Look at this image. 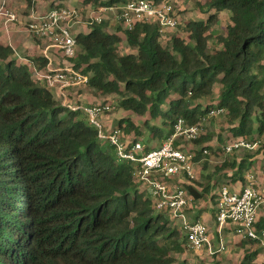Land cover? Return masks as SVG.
I'll use <instances>...</instances> for the list:
<instances>
[{
	"label": "trees",
	"instance_id": "obj_1",
	"mask_svg": "<svg viewBox=\"0 0 264 264\" xmlns=\"http://www.w3.org/2000/svg\"><path fill=\"white\" fill-rule=\"evenodd\" d=\"M23 1L31 7L34 0ZM127 1L84 0L100 7ZM196 5L207 17L186 22L185 38L170 36L163 45L171 31L161 38L156 24L138 22L131 31L119 26L108 33L102 21L76 36L77 53L64 63L88 76L87 86L97 95H117L121 109L148 113L170 127L164 136L151 126L152 137L166 140L177 119L198 126L211 109H222L233 140L260 141L256 150L264 173V0ZM223 12L229 23L215 38L219 48L209 51L210 28ZM33 39L39 46L41 40ZM123 40L134 53L119 54ZM13 55L0 42V264H26L38 255L44 264H177L174 255L183 252L185 238L155 212L134 182L133 167L109 154L112 146L101 148L81 111L61 106L43 82L33 79L29 65L42 71L46 58L29 56L28 65ZM215 85L217 106L189 105L209 98ZM114 128L126 137L140 135L129 119H119ZM203 149L209 150L201 148L195 162ZM250 163L223 164L217 172L224 175L229 167L234 172L226 174L227 185L244 188L241 173ZM206 179L202 188L182 185L194 204L207 195L216 203L217 182L209 175ZM256 227L264 228V218ZM259 255V250L244 249L239 264H257Z\"/></svg>",
	"mask_w": 264,
	"mask_h": 264
},
{
	"label": "built area",
	"instance_id": "obj_2",
	"mask_svg": "<svg viewBox=\"0 0 264 264\" xmlns=\"http://www.w3.org/2000/svg\"><path fill=\"white\" fill-rule=\"evenodd\" d=\"M103 10L115 11L116 23L125 31H131L138 22L156 24L159 35L164 38L165 32L174 31L180 26L173 0H129ZM0 19L11 24L19 21L18 15L5 2L0 4ZM100 22L102 17L94 14L85 24L91 26ZM25 24L26 32L31 37L44 42L42 56L47 60L51 50L58 53L63 60L75 57L78 48L76 36L82 33L81 30L77 32V28L84 24L76 9L55 6L45 12L32 10ZM29 68L33 79L43 82L56 96L61 106L71 111L79 110L85 115L88 124L96 129L99 141L114 148L119 162L128 163L133 167L134 182L139 186V190L150 198L155 212L172 217L181 223L177 228L185 238V248L198 254L204 250L212 254L209 228L199 219H187V212L193 208L194 199L182 186L183 183L176 181L195 180L197 153L187 151L182 144L175 146V143H179V140L183 142L197 140L200 137V125L189 126L179 118L173 125L171 136L159 147L145 151L144 145L139 141L125 140L120 129L110 128L105 131L101 116L114 109L111 104L106 102L88 106L70 104L69 92L86 87L88 76L67 63L53 67L50 60L42 71H37L30 65ZM221 114H224L222 109H211L207 113L209 117ZM259 145L260 141L237 139L221 146V150L224 155H230L240 150L254 151ZM200 154L201 158H205L209 155V150L203 149ZM246 178L247 185L238 192L225 184L217 191L215 222L220 241L213 254L224 252L225 244L221 240V235L226 228H230L241 241H250L264 247V228L256 227L258 212L264 207V189H259L255 185L252 175ZM170 225L174 227L172 223Z\"/></svg>",
	"mask_w": 264,
	"mask_h": 264
},
{
	"label": "rangeland",
	"instance_id": "obj_3",
	"mask_svg": "<svg viewBox=\"0 0 264 264\" xmlns=\"http://www.w3.org/2000/svg\"><path fill=\"white\" fill-rule=\"evenodd\" d=\"M44 1L49 0H38L36 2L33 1V5L31 7H28L27 4L23 0H0V4L5 2L11 10H13L19 18V21L11 24V23H5L6 29H8V25H12L11 28H15L17 31V34L22 35L23 39L27 38V40L31 41L32 43H35L33 37H31L26 32V20L28 15L31 13V10L36 11L38 9H41L39 4L44 3ZM84 0H78L79 6L76 7V10L80 13L81 16V22L84 24L79 25L77 28V32L81 29H85L84 27H88L89 25L85 24L88 23L91 15H100L102 17V21L107 24L106 28L104 29L105 32L108 33H115L117 32L118 28H120L115 22V14L113 11L110 10H103L106 7H100L97 4L91 3L87 6V4L83 5L82 2ZM206 0H173V5L175 10L177 11L179 21H180V27L177 30L171 31L167 38L165 37L164 40L161 42L163 45L168 44L167 40L170 36H179L181 38L186 37V32H184L183 26L188 21H201L206 20L207 15H203L199 9L197 8V2L199 4L203 5ZM53 3H55L53 1ZM65 5H75L74 0H68V3H65ZM53 6H49V8H52ZM48 8V9H49ZM1 21V20H0ZM229 23V14L226 12H223L220 14L218 21L211 26L209 34H210V40L208 42V48L209 51H213L219 48V45L216 43V36L219 34L224 33L225 26ZM87 25V26H85ZM22 39V38H21ZM43 44L44 42L41 41ZM40 43V44H41ZM8 45V44H7ZM45 45V44H44ZM119 48V54L124 55L127 53H134L135 50L128 47L125 40L118 46ZM78 50V48H77ZM30 55L25 56L24 60H18L15 55H13V58L16 59L18 63L28 64L27 58H29ZM63 58L60 57V61H62ZM59 61V62H60ZM61 66V65H59ZM72 92H75V97H72V103L76 97L82 96L85 98L86 103L82 101H77L76 105H96L100 103H110L114 109L111 110L108 113H105L101 116V123L104 126L105 131H108L110 128H114L116 126V123L119 119H129L133 122V124L137 127V129L140 132V135H134L130 134L129 136H125V140L133 141L134 139H137L142 145L149 146L150 148L154 149L159 147L164 141L166 136V133L169 132L170 127L168 125H163L162 120L160 118L158 119H151L150 115L148 113L145 114H136L132 111H125L121 109L118 104L120 101V97L117 95H108L105 97L99 96L96 93H94L93 90H91L88 86L80 88V89H74ZM219 86L215 85L212 95L209 98H204L200 100L190 101L189 105L191 107L199 106L203 110L206 108H212L217 106L218 100H219ZM54 95V94H53ZM56 99V96H54ZM175 98L176 96L173 95ZM71 98V97H70ZM71 104V103H70ZM166 106H164V109ZM83 119L86 123H88L87 118L85 115H83ZM200 125V142H183L179 140V144H182L184 148L189 152H196L197 155L199 154V150L204 147L209 148V155L205 158H199L195 162V180L193 181V184L195 186H200L201 188L207 183V179L205 176H210L209 181H212L215 179L217 182V188L223 185L224 183H228L229 179L226 176V174H233V170H231L229 167H227L224 171L225 174L222 175L221 172L218 169L223 164H231L232 162H235L236 164L240 163L241 160H246V165L248 162H251L249 164L248 169L242 171V175L244 177V182L242 186L247 185V178L246 176L252 175L253 176V182L256 186H262L264 185V173L262 170L263 166V160L262 157L257 153V150L254 151H247V150H240L237 152H234L230 155H224L221 146L226 145L230 141H234L235 139L231 132H230V125L226 119V116L224 114L221 115H215L213 117H209L206 114V117L199 123ZM153 126L155 128L162 129V134L164 135L162 137L159 135H156L155 137H152L150 127ZM239 139V138H237ZM241 139V138H240ZM243 139V138H242ZM101 148L104 150L109 151V145L105 142H100ZM109 154H111L114 158H116V152L113 150L109 151ZM196 159V158H195ZM206 165L204 168L203 166ZM197 176V177H196ZM211 183V182H210ZM242 183V182H241ZM234 184V183H233ZM260 184V185H258ZM239 185V184H237ZM198 187V188H200ZM241 187V186H240ZM216 190V189H215ZM218 191V190H217ZM215 192V191H214ZM87 202L92 204V199L88 198ZM92 202V203H91ZM215 201L211 200L209 195H207L204 199L199 200L196 202L192 209L188 210L187 213V219H193L195 218V214H190V212H199V214H206L207 221L205 222L206 225H209V239L211 241V247H212V254L208 252V250H204L202 253H194L190 250H187L184 248L183 252L181 254L174 255L175 257V263L177 264H239L240 260L243 256V250H259L260 255L257 260V264H264V248L260 247L259 245H254L253 243H247L242 244L241 240H235L233 238L234 235L229 234L230 231L226 230L225 232H222V238L221 240L225 244V250L222 253H216L213 254L218 246V243L220 241L219 234L217 231V225L215 222L214 217V209H215ZM157 213V212H156ZM205 216V215H204ZM203 216V217H204ZM170 223L174 225V227L181 225L177 220L172 219V217L165 216ZM198 219V218H196ZM236 237V235L234 236ZM237 238V237H236ZM245 243V242H244ZM250 248H248V247ZM65 257V256H64ZM63 257V258H64ZM63 258H60V260H63ZM26 264H44L43 256H36L34 260H27ZM60 264H63V261H60Z\"/></svg>",
	"mask_w": 264,
	"mask_h": 264
},
{
	"label": "crops",
	"instance_id": "obj_4",
	"mask_svg": "<svg viewBox=\"0 0 264 264\" xmlns=\"http://www.w3.org/2000/svg\"><path fill=\"white\" fill-rule=\"evenodd\" d=\"M36 1H38V0H34V2H36ZM53 1L55 2V3H53ZM75 1V5H65V3H68V0H49V1H44V3H42V4H39L41 7V9H38V10H36V11H38V12H45V11H47V10H49V9H51V8H49V6H53V7H55V6H59V7H69V8H74V9H76V7L77 6H79V4H78V0H74ZM91 3H93V2H88V3H85L84 1L82 2V4L83 5H85V4H87V6L88 5H90ZM52 7V8H53ZM49 8V9H48ZM33 10V9H32ZM31 10V11H32ZM78 11V10H77ZM1 20V19H0ZM116 23V22H115ZM117 24V23H116ZM118 25V24H117ZM12 26V25H11ZM11 26L10 25H8V29H6L5 27H6V25H5V23H4V20H1L0 21V42H2V43H4V44H8L12 49H13V51H14V55H15V57L18 59V60H24V57L25 56H28V55H30V56H33V55H43L42 53H43V50H44V43L43 44H40L39 46L38 45H36V43H32L31 41H29V40H27V38H25V39H23V37H22V35H20V34H17V31H19V30H16L15 28H11ZM119 26V25H118ZM81 31L84 33L85 32V34L87 33V32H89V30L87 29H81ZM22 38V39H21ZM41 53V54H40ZM60 55L58 54V53H56L55 51H53V50H51V51H49V53H48V61L50 60V62H51V64L53 65V67H57V66H59V65H62V64H64V60H62V61H60ZM60 61V62H59ZM52 92V91H51ZM69 95H70V97H69V102L71 103V104H76V102L77 101H82V102H85L86 103V100H85V98H83L82 96H78V98L76 97V99H74V101H73V103H72V97H75L74 95H76V93L75 92H72V91H70L69 92ZM55 96V95H54ZM57 99V98H56ZM79 106H83V104H81V105H79ZM84 106H88V105H84ZM228 175H232V174H228ZM197 177V176H196ZM205 178H206V176H205ZM215 180V179H214ZM177 182H180L181 181V183H183V184H193V181L192 182H184V180H182V179H178V180H176ZM207 181H208V179H207ZM212 182H213V180H212ZM238 184V183H237ZM237 184H230V185H228L229 186V188H231L232 190H234V191H240V190H242V188L243 187H240L241 186V184L239 183V185H237ZM194 185V184H193ZM224 185V184H223ZM225 185H227V184H225ZM258 185H260V184H258ZM259 189H264V185H262V186H257ZM217 190H218V188L215 190V192H217ZM189 212V211H188ZM187 212V213H188ZM190 214H195L196 216H195V218H193V219H189V220H195L196 218H198L199 220H201V221H207V217H206V214L204 213V214H199V212L197 213H195V212H190L189 213V215ZM205 215V216H204ZM204 216V217H203ZM258 218H264V207H262L260 210H259V212H258ZM205 223V222H204ZM208 226V228H209V225H207ZM226 230H229L230 231V233L229 234H232V235H234L233 234V232H232V230L230 229V228H226L223 232H225ZM235 236V235H234ZM233 236V238H235V240H239L240 241V238H238L237 236V238L236 237H234ZM221 237H222V235H221ZM254 244V243H253ZM254 245H257V244H254ZM258 246V245H257ZM248 247V246H247ZM249 248V247H248ZM250 249V248H249ZM250 251H252V250H250Z\"/></svg>",
	"mask_w": 264,
	"mask_h": 264
}]
</instances>
